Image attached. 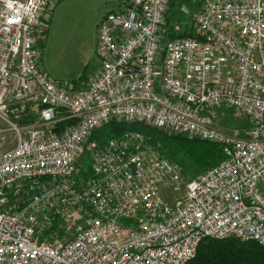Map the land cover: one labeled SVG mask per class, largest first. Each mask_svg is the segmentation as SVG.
I'll list each match as a JSON object with an SVG mask.
<instances>
[{
	"label": "built area",
	"instance_id": "obj_1",
	"mask_svg": "<svg viewBox=\"0 0 264 264\" xmlns=\"http://www.w3.org/2000/svg\"><path fill=\"white\" fill-rule=\"evenodd\" d=\"M111 1L99 70L75 91L36 49L57 0H0V264H187L204 239L264 249V0H206L173 38L171 0ZM221 109L246 118L244 137L217 129ZM109 123L213 143L223 159L188 179L135 133L91 145Z\"/></svg>",
	"mask_w": 264,
	"mask_h": 264
},
{
	"label": "rangeland",
	"instance_id": "obj_2",
	"mask_svg": "<svg viewBox=\"0 0 264 264\" xmlns=\"http://www.w3.org/2000/svg\"><path fill=\"white\" fill-rule=\"evenodd\" d=\"M206 0H173L167 12V29L175 36L185 31L191 18ZM108 2V1H107ZM52 19V18H51ZM89 20V19H88ZM90 21V20H89ZM87 21L56 22L55 18L51 25L44 43L36 46L41 59V66L55 78L58 83L66 87H74L78 81H87L92 78L100 67V58L95 53L97 31ZM217 129L235 137H244L243 133L247 126V120L232 110H217L212 114ZM124 133H135L143 136L158 152L168 160L180 165L182 173L191 179L201 171L193 165L190 159L182 152L181 143L174 140L177 135L167 134L141 124H118L109 123L95 131L89 143L102 146L110 139ZM92 158L86 152L77 166L78 176L86 178L89 173ZM260 190L264 193V182L260 184ZM181 196L180 190L170 191L166 194L167 202H172Z\"/></svg>",
	"mask_w": 264,
	"mask_h": 264
},
{
	"label": "trees",
	"instance_id": "obj_3",
	"mask_svg": "<svg viewBox=\"0 0 264 264\" xmlns=\"http://www.w3.org/2000/svg\"><path fill=\"white\" fill-rule=\"evenodd\" d=\"M173 37L176 36L170 33L169 38ZM174 140L181 143L182 152L190 159L197 171H201L200 173L216 166L223 159L219 145L188 140L180 135ZM149 144L152 146V141ZM187 264H264V249L253 241H240L234 238L221 241L204 239L199 244L194 259Z\"/></svg>",
	"mask_w": 264,
	"mask_h": 264
},
{
	"label": "crops",
	"instance_id": "obj_4",
	"mask_svg": "<svg viewBox=\"0 0 264 264\" xmlns=\"http://www.w3.org/2000/svg\"><path fill=\"white\" fill-rule=\"evenodd\" d=\"M117 7L118 4L111 0H57V3L52 13V19L50 21V25L53 22L54 18L56 22H62V21L73 22V21L82 20L83 23H86L87 21L90 20L89 23L92 24V27L95 29V33H96L97 25L100 22L101 18L105 14L117 9ZM95 48H96V44H95ZM52 79L58 82L55 78ZM85 82L86 80L81 82L78 81L76 86L72 87V90L75 91L80 90V88L83 87ZM246 131H247V126L244 130L243 136L246 134Z\"/></svg>",
	"mask_w": 264,
	"mask_h": 264
},
{
	"label": "water",
	"instance_id": "obj_5",
	"mask_svg": "<svg viewBox=\"0 0 264 264\" xmlns=\"http://www.w3.org/2000/svg\"><path fill=\"white\" fill-rule=\"evenodd\" d=\"M53 133H56V130H54ZM132 168H133V166H132Z\"/></svg>",
	"mask_w": 264,
	"mask_h": 264
}]
</instances>
